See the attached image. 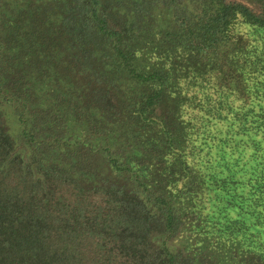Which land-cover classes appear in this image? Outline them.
I'll return each mask as SVG.
<instances>
[{
    "label": "trees",
    "instance_id": "obj_1",
    "mask_svg": "<svg viewBox=\"0 0 264 264\" xmlns=\"http://www.w3.org/2000/svg\"><path fill=\"white\" fill-rule=\"evenodd\" d=\"M0 264H264V0H0Z\"/></svg>",
    "mask_w": 264,
    "mask_h": 264
}]
</instances>
